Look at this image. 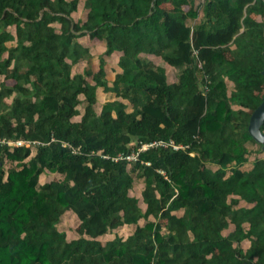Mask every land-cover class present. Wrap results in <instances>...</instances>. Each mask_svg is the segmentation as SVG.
<instances>
[{"label": "trees", "instance_id": "16d2710c", "mask_svg": "<svg viewBox=\"0 0 264 264\" xmlns=\"http://www.w3.org/2000/svg\"><path fill=\"white\" fill-rule=\"evenodd\" d=\"M80 2L0 0V264H264V156L243 169L264 151L248 129L264 95V0H84L78 25ZM86 36L105 51L80 73ZM83 76L118 97L98 108ZM19 139L32 143L3 142ZM158 139L182 147L114 159ZM44 172L63 177L39 183ZM66 211L84 221L78 241L60 228ZM119 221L131 237L101 241Z\"/></svg>", "mask_w": 264, "mask_h": 264}, {"label": "rangeland", "instance_id": "374dc122", "mask_svg": "<svg viewBox=\"0 0 264 264\" xmlns=\"http://www.w3.org/2000/svg\"><path fill=\"white\" fill-rule=\"evenodd\" d=\"M83 1L81 0L80 4H79V8L78 10L74 13V17L78 23V25H83L86 23V10L83 6ZM82 41H85V44H91V52L93 54V58L91 60H83L81 63H79L76 67H75V71L82 73L83 70L85 69H89L93 72L98 70L99 67V54H102L105 51V42L104 41H98L95 39L90 40L89 36H86L82 39ZM229 55H231V52H229ZM118 56L119 53L117 52H113L110 55H106L105 58L107 60V65H106V69H107V78L109 80H113L114 75L118 69L117 66V60H118ZM156 61L155 63H157L156 68H160L161 71L167 76V78L169 79V81H173L175 79V69L172 68L168 63H166L165 61L163 62V58L162 57H158L155 58ZM160 60V61H158ZM163 62V63H162ZM159 63H162V66H158ZM162 67V68H161ZM4 81H2L3 84H5V82L7 83L8 80L6 78H3ZM83 79L85 81L88 82V84L90 86H93L95 88H97V92H98V96H99V107L102 102L108 100V99H114L116 97H118L117 94L113 93L112 91H107L105 90L103 87H98L96 85V82L93 81L92 77L90 76H83ZM1 83V81H0ZM1 83V84H2ZM0 84V86H1ZM110 85H112V83L110 82ZM262 94H264V88L262 91ZM10 103V99H6L3 107L7 108L8 105ZM122 103H128V100L126 99H122ZM78 108L80 109V111H83V103H79ZM130 109V108H129ZM123 109L120 108V110L118 111L121 112ZM251 111V110H249ZM253 112V111H252ZM117 111H115V115H118ZM80 115L76 116V119H79ZM256 155H260V156H264V151L256 154V153H251L247 156V160L243 166V169L245 170H250L253 169L254 167V160H255V156ZM11 163V162H10ZM8 165V164H7ZM216 167V166H213ZM63 177V175L61 173H50V172H44L42 174H40L39 176H37V179L39 181V183H44L46 181H53V180H59ZM133 195H136L139 198V204L142 207H145V198H146V189L144 187V184L142 181H136L135 182V186L131 192ZM238 195V194H237ZM232 196H236V194H232ZM250 205L245 203L244 200H241L238 204H237V209L240 210L243 209V207ZM238 223L237 218H235L231 224L230 227L228 229L224 230V233L227 234L228 231L230 229H233L235 227V225ZM83 224L84 221H81L77 218V216L72 212V211H66L63 217L62 222L60 223V228L61 229H65L67 231V235L68 238L71 240H79V238L82 236V231H83ZM131 233H132V227L129 226L127 223H123V221H119L116 222L115 225L112 227V230L107 233L105 236L101 237V241L103 242H116L117 240V235L120 236H124V237H131ZM249 245V241L245 240L243 242V246L247 247Z\"/></svg>", "mask_w": 264, "mask_h": 264}, {"label": "built area", "instance_id": "2783aa9c", "mask_svg": "<svg viewBox=\"0 0 264 264\" xmlns=\"http://www.w3.org/2000/svg\"><path fill=\"white\" fill-rule=\"evenodd\" d=\"M199 66H201V62L199 63ZM3 142H7L8 145L14 146V145H18V146H22V145H29L32 142L31 141H26V140H3ZM34 143V142H33ZM157 146H163V147H167V146H172L175 149H178L180 147H182L181 145H177L175 144L172 140L171 141H165L163 139H158V140H153L150 142H142L137 150H133L131 153L129 154H119L117 156L114 157L115 160H119V159H126L128 161L131 160H136L138 158V154L141 151L147 150L148 148L151 147H157ZM105 156V155H104ZM107 157V156H105ZM164 173V171H162Z\"/></svg>", "mask_w": 264, "mask_h": 264}, {"label": "water", "instance_id": "95a60500", "mask_svg": "<svg viewBox=\"0 0 264 264\" xmlns=\"http://www.w3.org/2000/svg\"><path fill=\"white\" fill-rule=\"evenodd\" d=\"M263 60H264V46L262 50ZM264 74V66L262 69ZM264 123V95L262 97V102L256 109L253 110L249 120V132L252 137L262 145V150H264V131L262 130V125Z\"/></svg>", "mask_w": 264, "mask_h": 264}, {"label": "crops", "instance_id": "0c3cea01", "mask_svg": "<svg viewBox=\"0 0 264 264\" xmlns=\"http://www.w3.org/2000/svg\"><path fill=\"white\" fill-rule=\"evenodd\" d=\"M158 57H161V56L152 57V59H153V61H154V66H155V65H157V63H155V61H156V59H155V58H157V59H158ZM158 61H160V60H158ZM164 61H165V60L163 59V62H164ZM163 62H162V63H163ZM165 62H166V61H165ZM162 63H159V64H158V66H162ZM166 63H167V62H166ZM155 67H156V66H155ZM162 67H163V66H162ZM162 67H161V68H162ZM117 71H120L119 67H118ZM7 80H8V79H7ZM0 81H1V83H2V81H4V79H3V78H1V79H0ZM1 83H0V84H1ZM5 83H6V82H5ZM7 83H11V81H10V80H8V82H7Z\"/></svg>", "mask_w": 264, "mask_h": 264}]
</instances>
